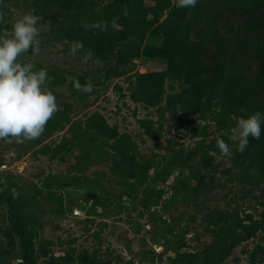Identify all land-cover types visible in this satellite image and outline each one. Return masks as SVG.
<instances>
[{
    "label": "rangeland",
    "instance_id": "rangeland-1",
    "mask_svg": "<svg viewBox=\"0 0 264 264\" xmlns=\"http://www.w3.org/2000/svg\"><path fill=\"white\" fill-rule=\"evenodd\" d=\"M215 6L192 26L198 7L176 0H0V34L40 17L39 48L21 59L47 69L59 108L38 139L0 140V264H24L10 211L25 217L34 264H264V122L243 153L227 138L240 116L264 114V64L240 69L258 89L241 107L223 60L258 50L264 2ZM99 21L106 31L83 27ZM231 22L252 45L220 37Z\"/></svg>",
    "mask_w": 264,
    "mask_h": 264
},
{
    "label": "clouds",
    "instance_id": "clouds-1",
    "mask_svg": "<svg viewBox=\"0 0 264 264\" xmlns=\"http://www.w3.org/2000/svg\"><path fill=\"white\" fill-rule=\"evenodd\" d=\"M196 4L197 0H176L178 8H194ZM118 19L113 18L112 28L119 27ZM39 20L37 15L25 13L12 21L10 31L0 34V140L11 142L15 139L23 143L38 139L48 121L59 110L57 98L49 87L53 78L48 76L47 69L37 70L32 62L21 59L30 49L39 48ZM3 21L4 15L0 13V22ZM83 27L85 30L96 28L106 31L108 22L86 23ZM81 49L82 42L74 41L70 53L76 55ZM92 56L93 52L89 49L83 59L91 60ZM75 87L77 90L82 88L78 81ZM83 90L90 92L92 89L87 86ZM262 122L264 114L260 112L240 116L227 138L237 145V151L243 153L248 147L249 136L260 138ZM217 147L224 156L232 155L231 147L224 139H217Z\"/></svg>",
    "mask_w": 264,
    "mask_h": 264
},
{
    "label": "trees",
    "instance_id": "trees-1",
    "mask_svg": "<svg viewBox=\"0 0 264 264\" xmlns=\"http://www.w3.org/2000/svg\"><path fill=\"white\" fill-rule=\"evenodd\" d=\"M222 0H197V9L194 10V13L190 14V17L196 18V22L192 25H197L201 22V19L204 20L209 19V15L215 11L217 8L215 4ZM260 1V0H256ZM262 1V0H261ZM264 2V0H263ZM227 28L225 30V36L223 40L233 41L236 43L238 47H245L247 45H252L250 42L251 33H249L246 27L241 26L239 24H233L232 22L227 24ZM214 26V25H213ZM261 30V29H260ZM260 30H255L253 35H256ZM208 31V33L203 34L204 38H209V36L213 33V27L210 25V22H207V25L201 29V32ZM264 33H262V37ZM262 39V38H261ZM257 43L254 45L258 50L251 49L250 54H248L247 50H233L232 52L223 54V60L225 61V76L224 78L227 80V87L230 90V95L232 97V101L237 103L241 107H245L247 105V97L252 92H256L258 89L253 85L246 84L244 80L240 78V69L244 67L245 64L248 63V60H255L258 58L264 64V40L263 42L260 40H256ZM222 40L219 42L216 41L215 45H221ZM229 46L232 45L229 43ZM262 81L264 80V65L262 67ZM263 85L262 87H260ZM264 92V82L258 86ZM2 196L0 195V201ZM25 217L23 214L10 211L7 215V222L10 233L17 239L18 245L21 253V260L24 264H34L33 263V253H34V242L25 229Z\"/></svg>",
    "mask_w": 264,
    "mask_h": 264
}]
</instances>
